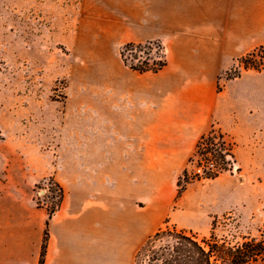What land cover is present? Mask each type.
<instances>
[{
  "label": "crops",
  "instance_id": "crops-1",
  "mask_svg": "<svg viewBox=\"0 0 264 264\" xmlns=\"http://www.w3.org/2000/svg\"><path fill=\"white\" fill-rule=\"evenodd\" d=\"M131 6L127 20L137 26L127 42L160 40L167 64L140 73L121 57L115 60L104 75V93L91 98L88 122L75 117L51 142L56 148L45 153L47 170L12 178L14 187L29 191L51 177L64 195L50 218L33 199L0 196V264H39L47 219L43 264H132L137 242L159 211V197L149 199L155 209L148 218L136 201L159 192V177L181 169L213 125L235 148L240 171L249 172L251 162L253 175L264 176V64L217 90L219 76L239 57L264 47V0H144ZM227 192L225 186L211 192L213 215L224 211Z\"/></svg>",
  "mask_w": 264,
  "mask_h": 264
},
{
  "label": "rangeland",
  "instance_id": "rangeland-1",
  "mask_svg": "<svg viewBox=\"0 0 264 264\" xmlns=\"http://www.w3.org/2000/svg\"><path fill=\"white\" fill-rule=\"evenodd\" d=\"M133 1L144 2L0 0L1 197L21 203L36 202L37 198L44 206H51V195L56 192H51L48 180L41 179L27 191L14 187L12 178L44 173L48 167L45 153L56 148L51 142L63 136L62 128L74 124L75 117L88 122L91 98L97 90L104 93L106 70L120 59V47L131 39L129 31L137 26L127 20ZM251 58L254 64L261 60L259 54ZM247 69L256 70L250 63L244 68L235 61L219 76L217 85L222 87L227 73L237 77ZM100 76L102 81L96 78ZM92 85L96 87L92 89ZM227 117L231 122V114ZM226 159L229 170L215 179L187 184L179 197L176 180L182 169L188 166L191 173L202 172L203 166L187 162L179 170H165L159 177V192L145 193L136 201L148 218L155 209L149 199L159 197L156 222L146 228L135 251L157 229L173 224L208 235L215 220L214 231L219 237L260 235L264 230V176L253 175L251 162L249 172L240 171L235 152ZM224 186L228 189L222 202L224 211L213 215L207 207L216 201L211 192Z\"/></svg>",
  "mask_w": 264,
  "mask_h": 264
},
{
  "label": "trees",
  "instance_id": "trees-1",
  "mask_svg": "<svg viewBox=\"0 0 264 264\" xmlns=\"http://www.w3.org/2000/svg\"><path fill=\"white\" fill-rule=\"evenodd\" d=\"M256 50L263 51L264 47L259 46ZM138 51H143L145 55H140ZM254 54L255 49L242 55L237 61L242 63L244 68L250 63L253 68L259 70L264 64V51L260 54V65L251 60ZM119 55L125 65L140 73L157 72L167 64L164 46L158 39L126 42L120 47ZM235 76L227 73V79ZM221 88L217 85V90ZM209 154L215 164L213 169L206 168ZM227 156L233 157L231 144L225 140L224 133L213 125L207 133L197 139L194 151L188 158L189 164L195 162L198 167L202 165V172L191 173L188 166L183 168L176 180V197L181 195L187 184L196 180L214 179L221 172L229 170ZM46 180L50 183L51 192H56L51 195V206H45L50 218L60 207L64 192L53 178ZM36 205L43 206L37 198ZM47 223L48 219L43 232L39 264H43L46 249ZM215 225L216 221L213 220L208 235H200L192 229L174 224L159 228L138 248L132 264H264V230L259 236L241 235L237 238L231 234L230 237H219L214 231Z\"/></svg>",
  "mask_w": 264,
  "mask_h": 264
},
{
  "label": "built area",
  "instance_id": "built-area-1",
  "mask_svg": "<svg viewBox=\"0 0 264 264\" xmlns=\"http://www.w3.org/2000/svg\"><path fill=\"white\" fill-rule=\"evenodd\" d=\"M263 51H264V50H263ZM263 51H262V50H256V53H255V54H259V55H260ZM208 157H209L210 159H209V161L207 162L206 168H207V169H213L215 164H214V162H213V160H212L210 154L208 155ZM46 188H47V190H48V186H47Z\"/></svg>",
  "mask_w": 264,
  "mask_h": 264
}]
</instances>
